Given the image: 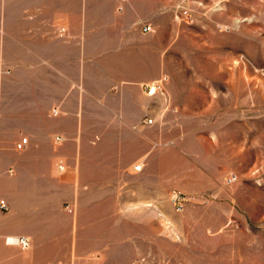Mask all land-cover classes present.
<instances>
[{"label": "rangeland", "instance_id": "obj_1", "mask_svg": "<svg viewBox=\"0 0 264 264\" xmlns=\"http://www.w3.org/2000/svg\"><path fill=\"white\" fill-rule=\"evenodd\" d=\"M80 33H136L148 79L79 77L116 55ZM0 78L39 140L8 195L39 191L53 264H264V0H0Z\"/></svg>", "mask_w": 264, "mask_h": 264}, {"label": "crops", "instance_id": "obj_2", "mask_svg": "<svg viewBox=\"0 0 264 264\" xmlns=\"http://www.w3.org/2000/svg\"><path fill=\"white\" fill-rule=\"evenodd\" d=\"M128 34L131 37L136 33H80V36L85 39L92 38L85 41V53L88 51L89 43L91 51L96 54L112 52L116 55L112 57L110 64L104 63L105 68L103 61L99 62L98 59H96L95 66L90 69L87 64L84 67L79 66L77 69L79 77L103 80L111 75L117 82L131 86L145 83L148 79L146 72L151 69V51L143 46L127 44L123 37ZM107 38H111V41H106ZM105 41L107 45H105ZM50 44L55 48H62L64 54L69 52L73 45H76L60 39L54 40ZM63 77V85H67L66 71ZM49 85L56 87V80H51ZM80 99L87 100V97H80ZM17 114H21L19 117H23L24 113L9 109L7 83L6 80L0 78V202L9 205L11 211L7 215L2 213L3 210H0V264H53L62 260L70 261L72 257L70 242L62 247L57 244L42 243L35 238L37 232L34 231L39 228L40 224L39 191L31 190V193L23 191L20 197L23 200L20 201L16 196L8 195V173L12 174L14 169H18L23 164L20 153L25 152L29 147H36L39 141L38 133L30 126L25 128L24 123L16 119ZM26 114L28 117H33L31 112ZM25 137L28 139L26 147L23 150H18L17 144ZM35 180L37 181L38 178L36 177ZM15 193L13 191V194ZM13 233L30 238L31 248L27 251H20L18 247L9 246L5 239L8 234Z\"/></svg>", "mask_w": 264, "mask_h": 264}, {"label": "built area", "instance_id": "obj_3", "mask_svg": "<svg viewBox=\"0 0 264 264\" xmlns=\"http://www.w3.org/2000/svg\"><path fill=\"white\" fill-rule=\"evenodd\" d=\"M144 30H145V32H151L152 27L151 26H145ZM159 89H160V85L157 83H154L152 85H147L146 86V93L149 97H153V96L157 95V93L159 92ZM152 123H153L152 119H147L145 121V124H147V125L152 124ZM27 141H28L27 138H23L20 141V143L17 144V146H16L17 149L23 150L27 145ZM142 170H143V165H135V167H134L135 172H140ZM230 182H232V181H230ZM0 208L5 210V209H7V205L5 203H1ZM6 243L9 245L18 246L24 250L29 249L31 246L30 239L28 237H25V236L9 237L6 239Z\"/></svg>", "mask_w": 264, "mask_h": 264}]
</instances>
